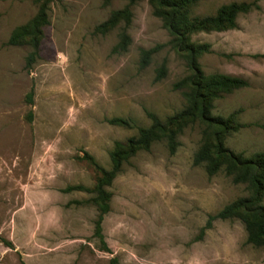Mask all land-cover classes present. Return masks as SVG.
I'll use <instances>...</instances> for the list:
<instances>
[{
    "label": "rangeland",
    "instance_id": "374dc122",
    "mask_svg": "<svg viewBox=\"0 0 264 264\" xmlns=\"http://www.w3.org/2000/svg\"><path fill=\"white\" fill-rule=\"evenodd\" d=\"M40 1L0 0V264H264V245L246 243L238 219H215L200 230L208 215L247 191L222 171L208 177L192 165L198 123L183 128L173 154L161 140L122 164L104 187L110 199L101 237L93 234L94 193L62 189L92 187L99 172L85 155L108 169L113 142L149 124L145 111L162 119L181 109L184 98L172 84L187 69L167 47L138 68L139 49L169 37L149 0L131 6L122 53L110 52L122 22L103 34L93 27L128 0H48L37 56L25 68L27 39L6 41ZM232 1L252 0H199L191 12L213 14ZM257 4L236 16L234 28L190 36L209 45L197 59L205 75L246 82L221 93L210 110L244 125L224 145L245 156L264 150V0ZM162 60L165 76L154 81ZM111 117L134 126L109 124Z\"/></svg>",
    "mask_w": 264,
    "mask_h": 264
},
{
    "label": "trees",
    "instance_id": "16d2710c",
    "mask_svg": "<svg viewBox=\"0 0 264 264\" xmlns=\"http://www.w3.org/2000/svg\"><path fill=\"white\" fill-rule=\"evenodd\" d=\"M48 0L39 2L35 14L24 24L15 26L6 43L19 44L27 39L31 50L25 55L24 66L28 68L38 53L39 39L42 27L48 23L46 8ZM108 0H104L106 3ZM199 0H149L152 15L160 19L161 26L167 31L168 39L156 43L148 48L139 49L137 66L139 69L148 65L151 56L167 47L173 50L185 62L187 73L172 84V88L181 90L184 105L171 115L160 119L151 112L145 111L149 119L146 126H135L136 133L124 141H114L108 152L110 166L108 169L97 165L91 156L85 157L98 170L94 185L90 188L80 184L68 185L63 192L71 190H84L94 193L90 201L97 208V216L93 223V234L100 235V222L102 216L108 211L110 193L105 190L121 166L137 151H148L151 144L163 140L169 154H173L179 145L178 135L188 124L200 125V141L192 155V165L202 166L205 174L210 177L222 171L234 184H244L246 196H239L223 205L214 214L208 215L201 232L208 228L212 220L238 219L245 231V242L258 247L264 245V206L261 203L264 197V150L255 151L248 156L235 153L225 147L224 139L230 131H235L242 124L234 123L230 116L222 117L211 114L212 101L221 93L229 92L246 85L238 77L221 73L205 75L197 61L198 57L208 51L209 45L190 40V36L197 32L207 30H224L234 28L235 19L239 13L257 9V0L249 2H228L219 5L213 14L194 15L191 8ZM136 0H128L121 8L112 10L108 17L93 27L95 33H105L122 22L117 35V41L111 47V53L125 52L130 38L127 28L130 25L131 6ZM165 60L154 69V81L165 76ZM30 94V93H29ZM106 122L123 127L134 126L127 118L111 117ZM6 243L3 239H0ZM110 260L109 264H113Z\"/></svg>",
    "mask_w": 264,
    "mask_h": 264
}]
</instances>
